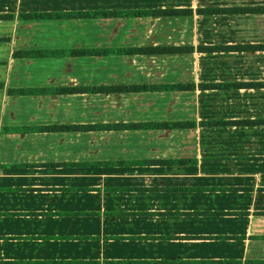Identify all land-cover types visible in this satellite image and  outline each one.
<instances>
[{"label":"crops","instance_id":"crops-1","mask_svg":"<svg viewBox=\"0 0 264 264\" xmlns=\"http://www.w3.org/2000/svg\"><path fill=\"white\" fill-rule=\"evenodd\" d=\"M71 10L178 12L19 16ZM0 15V264H264V50L198 49L264 44V0H0ZM144 46L191 50L39 53ZM172 83L193 87L52 91ZM170 121L185 125H145ZM58 124L82 127L38 128Z\"/></svg>","mask_w":264,"mask_h":264},{"label":"trees","instance_id":"trees-1","mask_svg":"<svg viewBox=\"0 0 264 264\" xmlns=\"http://www.w3.org/2000/svg\"><path fill=\"white\" fill-rule=\"evenodd\" d=\"M219 10L225 9H216V8H206V9H197L198 12L213 13ZM177 13L176 10L170 11H148V10H139V11H115V10H71V11H56V12H28L20 13L19 16L22 18L29 19H42V18H83V17H111L119 15H143V14H152V13ZM179 12H186V10H180ZM0 17H2L0 15ZM7 19L11 18V14H5L3 16ZM198 49L202 51H212V50H264V44H255V45H231V46H199ZM191 50L187 46H144V47H121V48H68V49H58L52 51H41L42 55H53L58 56H99L106 54H162V53H177V52H187ZM22 54L25 56L31 55L30 51H23ZM38 54V53H37ZM35 54V55H37ZM238 84H227V83H207L201 86L204 87H228L236 86ZM192 84L188 83H172V84H131V85H100V86H65L59 87L55 90H52L54 93H75V92H139V91H148V90H185L192 88ZM45 89H34V88H16L9 90L11 94H37L45 92ZM142 124H118L115 126L121 127H135ZM146 126H152L155 128H173L178 126H183L185 123L170 121V122H158V123H146ZM108 126V125H107ZM82 127V125L74 124H58V125H46L40 126L39 129L44 130H54V131H65L73 130ZM31 128L27 126H13V127H4V131L9 132H23Z\"/></svg>","mask_w":264,"mask_h":264}]
</instances>
